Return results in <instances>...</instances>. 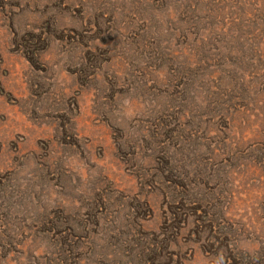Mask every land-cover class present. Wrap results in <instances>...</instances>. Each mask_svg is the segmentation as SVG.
I'll use <instances>...</instances> for the list:
<instances>
[{"label": "rangeland", "instance_id": "rangeland-1", "mask_svg": "<svg viewBox=\"0 0 264 264\" xmlns=\"http://www.w3.org/2000/svg\"><path fill=\"white\" fill-rule=\"evenodd\" d=\"M0 264H264V0H0Z\"/></svg>", "mask_w": 264, "mask_h": 264}]
</instances>
